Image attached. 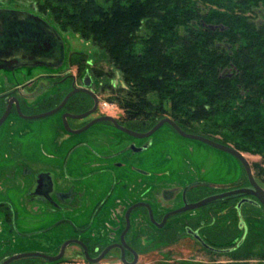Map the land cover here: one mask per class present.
I'll list each match as a JSON object with an SVG mask.
<instances>
[{"label":"flooded vegetation","instance_id":"af4514ba","mask_svg":"<svg viewBox=\"0 0 264 264\" xmlns=\"http://www.w3.org/2000/svg\"><path fill=\"white\" fill-rule=\"evenodd\" d=\"M38 10V6L36 9L27 10L16 7L12 0H0V172L3 171L4 178L8 177L3 185L6 198L0 200V212L5 213V219L12 225V220L15 219L16 223L18 213L13 204H43V210L48 206L52 216L57 218L61 210L60 204H95L91 222L86 226L75 227L65 220L64 216L58 218L56 226L61 223L73 226L81 237L69 239L58 247L56 255L50 257L58 256L62 247L68 244L63 257L49 264L64 262L68 249L71 251L67 258H77V261L83 264H99L109 257H113L120 264H132L137 259L138 264L140 257L146 252L161 245L176 244L184 240L195 243L209 256L239 254L247 245L251 233L255 232L251 223L257 220L264 222V203L254 193L221 197L241 189L256 191L240 160L205 142L181 135L168 123L162 127L167 126L180 138L199 142L233 157L236 161V171L228 174L227 178H220L197 158H185L181 159L182 161L163 158L154 162L153 169L156 170L150 173L144 167L147 161L131 162L129 159L127 163L131 165V171L142 179L128 180L126 184V180L133 178V175L123 178L122 174L115 179L118 181V188L108 187L107 179L103 178L97 185L81 186L80 189L78 182L87 174L75 177L73 182L62 186V182L57 179L61 177L59 168L61 163L64 164L65 170L68 168L69 160L76 149L83 147L89 151V157L85 160L97 158L103 162L115 160L125 152L131 155L143 153L152 143L136 146L121 139L113 142L116 135L112 131H119L132 140H149L162 127L147 137L130 134L125 129L144 135L165 118L154 119L153 115L152 118L148 116L146 120L142 115L131 119L127 115V109L117 103L103 100L101 95L104 91L111 94L118 89L108 76L94 73L93 64H88L90 72L81 75L65 72L67 65H70V60L68 62L65 58L63 62L58 58L49 61L44 55H37L29 62L22 59L12 63L8 51V40L11 37L8 30L13 21V14L21 13L28 18H40ZM22 62L24 64H21ZM72 66L77 67L76 64ZM44 69L46 71H43ZM39 70L41 72H38ZM43 77L53 81L51 88L54 90L48 97L45 88L36 86ZM67 97L69 98L65 105L56 111ZM39 105L40 109L34 111ZM53 111L56 112L43 116ZM52 116H56L54 121L43 124L55 131L53 145L58 140L57 148L52 147L55 154L48 153L49 149L45 147L44 141L40 143V151L45 152V156L39 152L30 153V148H35L37 143L31 142L29 136L26 137L27 142L23 141V137L31 135V130L22 123L32 125L35 121ZM166 118L174 122L185 134L200 136L237 150L230 144L211 139L201 131L183 128L171 118ZM101 125L105 127L90 132L92 128ZM108 126L113 130L105 129ZM84 133L88 134L89 140H78L75 145L66 148L63 157L58 156L65 141L70 142L72 136ZM45 134H48V131ZM111 144L117 150L109 151L104 148ZM242 155L250 165L254 181L264 190V177L261 170L257 169V163L248 160L251 155ZM2 159L7 160L10 165L5 163L1 166ZM134 164H140L142 169ZM117 165L118 170L124 169L119 162ZM106 172L105 169L101 171ZM90 177L91 175L87 178ZM64 178L71 179L69 175ZM152 178L153 182H150L149 179ZM22 190H27V199L14 198L16 191ZM198 204L205 205L193 207ZM95 228H98L97 233L94 232ZM89 231L91 233L88 236ZM17 255L20 254L4 258L0 264ZM100 257L102 258L99 262H93Z\"/></svg>","mask_w":264,"mask_h":264},{"label":"trees","instance_id":"16d2710c","mask_svg":"<svg viewBox=\"0 0 264 264\" xmlns=\"http://www.w3.org/2000/svg\"><path fill=\"white\" fill-rule=\"evenodd\" d=\"M60 1L62 27L120 73L115 100L131 119L169 117L264 157V20L252 18L264 0Z\"/></svg>","mask_w":264,"mask_h":264},{"label":"rangeland","instance_id":"374dc122","mask_svg":"<svg viewBox=\"0 0 264 264\" xmlns=\"http://www.w3.org/2000/svg\"><path fill=\"white\" fill-rule=\"evenodd\" d=\"M12 2L16 4V7L27 10L36 9L38 6V17L46 20L48 24L56 28L64 42L65 59L68 62L70 60V65H67L65 72L84 75L87 71L90 72L88 64H93L94 69L101 72L104 71L105 73H112L113 77H108L113 84L116 85V89H122L125 86L124 83H122L123 81L120 73L117 71L115 72L113 65L109 62L107 54L99 49L92 41L82 39L79 34L71 29H64L61 22H58L56 19L58 17V9L61 11L60 8L65 6L64 3L62 6L60 0H12ZM252 18L254 22L264 20V16H254ZM72 64H76L77 67H73ZM43 71L46 70L44 69ZM38 72H41V70ZM49 72L52 71L49 70ZM52 83V79L43 77L39 79L36 86L38 88H45V94L48 97L54 90V88H51ZM117 94L118 93L115 91H112L111 94L104 91L101 97L103 100L115 104L117 103L115 98L119 95ZM38 109H40V105L36 107L34 111H37ZM55 117L56 116H52L43 120L35 121L32 125H29L31 123L27 122L22 123L31 130V135L23 137V141L27 142L26 137L29 136L31 142L36 141L37 143L35 148H30V153L39 152L42 156H45V152L40 151V143L44 141L45 147L49 149L48 153L50 155L55 154V152L52 151V147L57 148L58 143L57 140L53 145L55 131H53L51 127H45L43 124V122L54 121ZM17 127H19V124H17ZM43 127L44 129H42ZM99 127H105V125L96 126L95 128H92L90 132ZM105 129L113 130L110 126ZM46 131H48V134H45ZM112 132L116 135L113 142H116L117 139H121L127 143H134L136 146H141L143 144L148 145L151 143L152 145L143 153L131 155V153L125 152L115 160L107 162H103L97 158L85 160L89 157V151L83 147L78 148L71 156L66 170L64 164L62 165L61 163L59 168L61 177L59 176L57 179H59L60 183L62 182V186L65 185V183L68 184L73 182L72 179L75 177L78 178L81 175L88 174L78 182L80 184V189L81 186L97 185L103 178L107 179L108 187L118 188V181L115 179H118L119 175L124 174L123 178H128L133 175V178H128L126 180V184L128 183V180L141 178L137 173L131 171V165L127 163V160L129 159L131 162L135 160L147 161L144 163V167L146 168L145 170L150 173L155 172L156 170L153 169L154 162L163 158L176 159L177 161H182L181 159L185 158H197L205 165V167H210L209 169H212L220 178H227L228 174L236 171V161L233 157L200 144L199 142L180 138L167 126L162 127L161 130L155 133L149 140L141 141L135 139L132 140L127 135L116 130H113ZM47 136H49V138H45ZM80 139L89 140L88 134L84 133L75 135L72 136L70 142L65 141L62 151L58 156L63 157L67 151L66 148L70 147V145H75ZM104 148H107L109 151L112 149L117 150L112 144L109 147L104 146ZM248 160L251 163H257L256 167L261 170V175L264 177V157L262 155H251L248 156ZM118 162L119 165H122V168L124 167V169H121L122 171L118 170ZM1 163V166L5 165V163L9 164L5 159H2ZM134 165L141 167L142 169L140 164ZM102 169H105L107 172L101 173ZM2 173L3 171L0 172V200H5L6 195L3 193V185L5 179H8V177L4 178V174ZM66 175H69L71 179H65L64 177H66ZM89 175H91V177L87 178ZM84 179L86 181H84ZM149 181L153 182V178L149 179ZM26 191H16L14 198L17 200H24V198L27 199L29 194H27ZM42 205L43 204H13L18 213L16 223L15 219L12 220L13 225L10 221L5 219V213L0 212V261L8 256L16 254L38 253L47 256L56 255V249L61 247L67 240L74 239V237H81L77 234V231L74 230L73 226L71 227L64 223L56 226L57 221L59 220L58 218L64 216L65 220L70 221V224L75 227H83L90 224L91 214L95 207V204H60L61 210L58 212L59 217L57 218V216H52L48 206L43 210ZM106 221L109 220L106 219ZM251 225L252 228H255V232L251 233V237L245 246L243 254L236 256H209L208 254L203 253L195 243L184 240L176 244L161 245L155 250L146 252L140 257L138 264H264V222L257 220L255 223L252 222ZM97 231L98 228H95L94 232L97 233ZM24 233L26 236H22ZM90 233L91 231H89L87 235L89 236ZM5 244H10L11 246H4ZM70 251L71 249L67 250L65 256L66 260L60 264H83L82 262H78L77 258H67L70 255ZM13 264H49V262L43 259L30 258L19 260ZM99 264L120 263L113 259V257H109L107 260Z\"/></svg>","mask_w":264,"mask_h":264},{"label":"water","instance_id":"95a60500","mask_svg":"<svg viewBox=\"0 0 264 264\" xmlns=\"http://www.w3.org/2000/svg\"><path fill=\"white\" fill-rule=\"evenodd\" d=\"M29 18L21 13L13 14V21L11 22V25L8 30V33L11 36L9 37L8 40V51L10 52L9 56L11 57L12 63L22 61V59H25L27 62H29L30 60L35 59L37 55L39 56L44 55V57L49 61L52 58H58L61 62H63L65 58V46L63 39L56 30V28H54L52 25L48 24L46 21H44L41 18H31V17ZM19 19H21L22 21H20ZM21 64L24 63L22 62ZM68 98L69 97H67L64 100V102L60 105V107L56 111L60 110L65 105ZM56 111L50 112L43 116L51 115ZM105 119L113 120L112 118H105ZM166 123L174 127L181 135L205 142L206 144L223 152L229 153L240 160L249 177L250 183L256 189V191H251L249 189H241L235 192L227 193L225 195H222L221 197L224 198L237 197L240 195H248L249 193H254L259 198V200L262 203H264V190L260 188L258 184L254 181L250 165L246 160V158L242 155V153L235 150L234 148L230 146L218 144L214 141H211L209 139L200 136L185 134L174 122H172L168 118L161 120L149 133L144 135L135 134L126 129L125 131L130 134L137 135L139 137H147L151 135L153 132L157 131L160 127H162ZM201 205H205V204H198L193 207L196 208ZM67 245L68 244H65L62 247L61 253L55 257H50L38 253L22 254L8 259L3 264H12L19 260L30 259V258L43 259L47 262H57L63 257L64 250ZM101 258L102 257H100L97 260H94L93 262H99ZM132 264H137V259H135V261Z\"/></svg>","mask_w":264,"mask_h":264}]
</instances>
